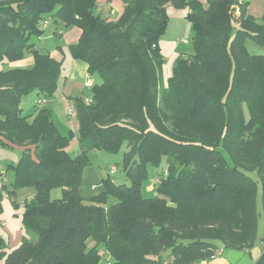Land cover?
I'll use <instances>...</instances> for the list:
<instances>
[{
	"label": "trees",
	"instance_id": "obj_1",
	"mask_svg": "<svg viewBox=\"0 0 264 264\" xmlns=\"http://www.w3.org/2000/svg\"><path fill=\"white\" fill-rule=\"evenodd\" d=\"M120 1L116 18L102 15L113 0H0V146L23 149L13 187L36 190L27 236L12 249L0 237L3 264H102L101 246L112 264H196L258 239L264 54H251L248 41L264 50V18L247 15L245 0ZM169 4L189 10L195 52L180 57L165 84L160 40ZM46 22L58 37L63 27L81 30L69 54L101 81L89 101L77 100L82 155L75 158L49 107L63 64L37 48ZM29 55L32 66L14 67ZM33 92L46 104L23 116L21 99ZM125 144L131 185L107 177L96 199H83L89 153ZM164 158L155 196L144 197L148 166ZM55 188L61 199H51ZM2 199L0 190V212Z\"/></svg>",
	"mask_w": 264,
	"mask_h": 264
},
{
	"label": "rangeland",
	"instance_id": "obj_2",
	"mask_svg": "<svg viewBox=\"0 0 264 264\" xmlns=\"http://www.w3.org/2000/svg\"><path fill=\"white\" fill-rule=\"evenodd\" d=\"M245 2H249L248 10L256 18H261L264 15V0H245ZM112 4L113 7L110 3L101 5L102 7H109L108 10L102 13L103 17L108 16L110 12L115 13L116 18L120 17L123 10L121 1L113 0ZM94 12L99 14L100 7L97 6ZM188 13L189 10L187 8L172 4L167 5L168 25L165 34L160 40L161 54L166 60L162 68V81L165 84L168 78L174 74V68L180 57L188 56L195 52L193 46L195 29L188 18ZM55 28V25L52 24L45 29L44 35L39 40H36L37 48L41 53H50L54 49H59L69 56V47H66L65 36L75 27H63L62 30L65 34L63 37L54 35ZM248 48L251 54L263 53V48L251 40L248 41ZM69 60L63 67L59 80V89L50 101L49 107L52 109L53 120L60 133L68 138L67 153L72 158H75L82 155V148L79 143L80 126L77 114V100L85 99L89 101L92 98V87H87L85 82L81 81V78L79 79L80 81H74L71 87H68V85L67 87H62L63 80L70 74V70H68L70 68ZM77 78H79L78 75ZM93 80L95 83L100 82V78L97 76ZM39 99L37 92L23 96L21 99L23 116L35 114ZM71 109L74 110L73 115H69ZM247 117L249 118L248 113ZM126 152H128L127 144L123 145L117 153H111L106 150H93L89 153V161L83 168L80 184V192L83 199L87 201L96 199L103 189L102 180L107 177H112L117 185H131L124 171ZM22 155L23 149L21 147L6 148L0 146V190L3 191L0 212V237L5 240L9 249L17 247L23 237L27 236L24 228L25 214L28 208L36 201L35 188L21 187L15 189L13 187L14 170L12 166L20 162ZM166 166L165 158L158 166H148V172L142 186L144 197L155 196L154 185L157 183L159 175L166 169ZM114 169H116V172L112 174L111 171ZM251 175L254 180H258L256 174ZM12 190L15 191V194L11 193ZM62 196L63 193L60 188L52 189L50 192L51 199H61ZM257 209L259 213L258 235L262 236L264 229V191L260 184L257 193ZM99 250L103 255L102 264H112L104 248L101 246ZM0 264H3V262L1 261Z\"/></svg>",
	"mask_w": 264,
	"mask_h": 264
},
{
	"label": "crops",
	"instance_id": "obj_3",
	"mask_svg": "<svg viewBox=\"0 0 264 264\" xmlns=\"http://www.w3.org/2000/svg\"><path fill=\"white\" fill-rule=\"evenodd\" d=\"M100 11H102V9ZM247 15L256 18L253 15V13H251L248 10V8H247ZM240 16L241 13L238 11L235 15V18L238 19ZM263 18L264 15L261 18H256V19L261 20ZM64 35L65 34H63L61 37H63ZM80 36H81V30L77 27L73 28L65 36L67 42L66 47H70L71 45L77 44L80 39ZM263 54H264V50H263ZM50 55L57 61L61 62L63 64V67H65L67 61L71 59L69 60L70 68L68 69L70 70V74L69 76H66L65 79L63 80L62 83L63 88L67 87V85L68 87H71L74 84V81L76 80L78 81L80 78L82 79L81 81L85 82L86 84V81L89 78H91V76L88 73V65L85 62L74 60L70 55L68 56L63 52V50L61 51L59 49H54L53 51H50ZM34 62L35 61L33 56L29 55L26 57V59L15 63L14 67H30L34 64ZM77 75L79 76V78H77ZM93 78L94 77H92V79ZM94 188L96 187L94 186ZM263 236H264V229H263V235L262 236L258 235V239L252 247L242 250L226 249L224 247H221L219 253H216L214 257L210 259L202 260L201 262L196 264H264Z\"/></svg>",
	"mask_w": 264,
	"mask_h": 264
},
{
	"label": "built area",
	"instance_id": "obj_4",
	"mask_svg": "<svg viewBox=\"0 0 264 264\" xmlns=\"http://www.w3.org/2000/svg\"><path fill=\"white\" fill-rule=\"evenodd\" d=\"M48 26H49V22H46V23L44 24V27H48ZM93 85H94V80H93L92 78H89V79L86 81V86H87V87H93ZM37 104H38L39 107H42V106H44V105L46 104V102H45L44 99H39ZM73 114H74V110L71 109V110L69 111V115H73ZM115 172H116V169H114V170L111 171V173H115ZM217 253H219V251H218Z\"/></svg>",
	"mask_w": 264,
	"mask_h": 264
}]
</instances>
